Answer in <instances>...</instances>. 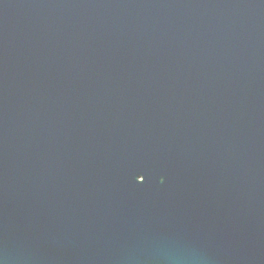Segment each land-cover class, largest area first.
Here are the masks:
<instances>
[{
    "label": "water",
    "instance_id": "obj_1",
    "mask_svg": "<svg viewBox=\"0 0 264 264\" xmlns=\"http://www.w3.org/2000/svg\"><path fill=\"white\" fill-rule=\"evenodd\" d=\"M0 264H264V0H0Z\"/></svg>",
    "mask_w": 264,
    "mask_h": 264
}]
</instances>
